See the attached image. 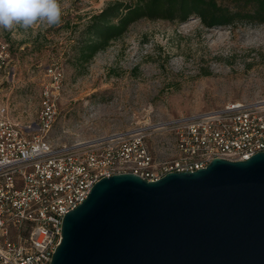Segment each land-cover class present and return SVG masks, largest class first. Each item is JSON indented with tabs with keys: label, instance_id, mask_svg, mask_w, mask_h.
I'll return each instance as SVG.
<instances>
[{
	"label": "rangeland",
	"instance_id": "obj_1",
	"mask_svg": "<svg viewBox=\"0 0 264 264\" xmlns=\"http://www.w3.org/2000/svg\"><path fill=\"white\" fill-rule=\"evenodd\" d=\"M134 1L58 0L55 25L0 28V107L21 126L33 127L50 82L46 69L57 66L62 87L46 138L55 148L71 149L145 122L264 99V24L207 28L195 18L143 19L88 62L77 60L79 47L91 39L86 29L92 16ZM154 152L167 157L160 146Z\"/></svg>",
	"mask_w": 264,
	"mask_h": 264
},
{
	"label": "built area",
	"instance_id": "obj_2",
	"mask_svg": "<svg viewBox=\"0 0 264 264\" xmlns=\"http://www.w3.org/2000/svg\"><path fill=\"white\" fill-rule=\"evenodd\" d=\"M46 74L50 82L33 127L0 107V264H50L64 215L102 178L132 173L156 181L203 169L215 158L244 161L264 152V99L145 122L84 147L55 148L46 135L57 115L62 72L52 65ZM159 146L167 155L162 160L154 152Z\"/></svg>",
	"mask_w": 264,
	"mask_h": 264
},
{
	"label": "water",
	"instance_id": "obj_3",
	"mask_svg": "<svg viewBox=\"0 0 264 264\" xmlns=\"http://www.w3.org/2000/svg\"><path fill=\"white\" fill-rule=\"evenodd\" d=\"M50 264H264V152L102 178L64 215Z\"/></svg>",
	"mask_w": 264,
	"mask_h": 264
},
{
	"label": "trees",
	"instance_id": "obj_4",
	"mask_svg": "<svg viewBox=\"0 0 264 264\" xmlns=\"http://www.w3.org/2000/svg\"><path fill=\"white\" fill-rule=\"evenodd\" d=\"M189 18L198 19L207 28L264 24V0H135L125 6L113 3L92 16L86 29L91 39L79 47L77 60L88 62L137 21L183 23Z\"/></svg>",
	"mask_w": 264,
	"mask_h": 264
},
{
	"label": "clouds",
	"instance_id": "obj_5",
	"mask_svg": "<svg viewBox=\"0 0 264 264\" xmlns=\"http://www.w3.org/2000/svg\"><path fill=\"white\" fill-rule=\"evenodd\" d=\"M60 18L58 0H0V28L19 25L27 29L38 21L55 25Z\"/></svg>",
	"mask_w": 264,
	"mask_h": 264
}]
</instances>
